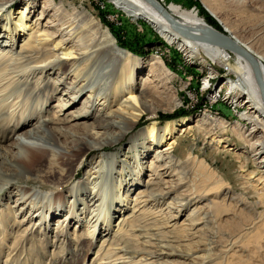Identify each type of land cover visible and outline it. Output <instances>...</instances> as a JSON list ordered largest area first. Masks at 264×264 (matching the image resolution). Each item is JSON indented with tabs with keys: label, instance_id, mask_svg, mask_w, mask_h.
I'll return each instance as SVG.
<instances>
[{
	"label": "bare ground",
	"instance_id": "obj_1",
	"mask_svg": "<svg viewBox=\"0 0 264 264\" xmlns=\"http://www.w3.org/2000/svg\"><path fill=\"white\" fill-rule=\"evenodd\" d=\"M109 1L128 18L144 21L145 24L152 27L166 43L175 45L186 59L202 55L215 65L220 64L228 67L227 74L233 78L224 85L227 92L226 101L234 107L240 120L234 124L232 133L252 153V161L260 170L259 180L261 182L259 184L264 187V104L260 88L249 63L241 56L206 41L182 38L171 28L169 22L145 0ZM154 1L164 9L174 22L186 28L195 37L203 38L206 36L207 30L213 29L233 40L254 58L264 86V56L258 55L251 45L232 34L231 29L221 19L217 10L212 5V7L210 6V1L208 3L207 0H201L215 22L222 27V30H217L209 25L197 9L185 10L175 3L165 5L162 0ZM22 2V0H0V136L3 135L2 130L12 134L21 125L20 120L30 117V108L17 109L19 98L23 95H16L15 92L22 87L21 90L26 89L24 94L28 96L30 93H27V90L30 89L31 83L40 73L42 74L41 80L33 82L36 89H42L41 86L49 72L54 75L56 74L55 71H59L56 75H63L52 84H59L62 78L64 79L68 75L73 77L71 86L61 93L70 98V101L61 98L60 103H58L60 109L56 111L58 118L43 120V123L49 126L48 130L55 133L54 137L58 143L62 133L64 131L69 132L68 128L64 129L65 124L69 128L88 125L86 124L87 120H94L98 116H93L92 113L87 112V107L93 112L96 106H100L97 112H103L99 118L109 121L105 122L104 125L108 130L101 128L97 132H93L96 139L86 144L88 156L90 152L106 146L108 141L112 140L111 137L116 136L113 139L117 141L132 132L136 122L144 114L158 110L156 108L158 100L169 102L171 104L170 109L178 107L177 91L169 83L173 73H167L160 58L143 59L130 56L131 53L119 49L108 31L103 30L91 17H89L88 29H81L77 33L76 28L78 27H76L75 21L81 13L75 11L77 15L73 20H68L66 8L62 4L57 6L55 0L29 1L21 7V11L14 18L1 15L2 12L12 10L14 5H21ZM254 8L258 14L264 12H262V6L258 2ZM257 17L260 18L259 15ZM83 18L85 17L82 16ZM53 27L55 28L51 30ZM93 33L94 37L90 38ZM99 38L101 43L97 45L96 40ZM53 44L55 46L51 48ZM56 47L60 49L57 52H55ZM103 64L105 67L102 70ZM86 68L95 69L98 78L101 76L108 77L110 80L109 85L107 84L108 87H98L99 81L85 78ZM33 70L36 73H32ZM145 70H148L146 76ZM142 74L143 76L139 79L138 76ZM129 76H131V81L134 79V83L127 82L130 80ZM211 79L207 77L205 82L210 83ZM138 82L139 84L142 83L140 91L137 87ZM54 90H57L53 91L54 93L59 94L58 86H54ZM133 90L136 91L133 92ZM86 94V100L89 104L83 102L80 103V108H77L76 106ZM135 94L139 96V99L148 102L137 101ZM113 107L117 108L109 110ZM92 123L93 131L100 127V123L96 125V120ZM192 124L200 132L205 133L207 138L214 137L213 140L215 137L223 136L217 133V130L222 131L225 127L227 128L217 117L212 115L210 117L206 114L197 116ZM245 125L250 127L248 132L244 131ZM190 126L191 122L186 119L177 125L174 122H167L163 128H159L157 123L151 122L144 130L132 137L131 145H135L138 141L150 145L142 147L143 152L137 148L132 151L133 171L125 172L123 167L121 172L115 171L116 175H122L118 182L119 189L125 190L126 188V195L124 196L127 198L130 187L138 185L142 178H146V180L140 181L143 184V189H138L135 193L136 197L132 200V203H135L132 212L130 215L124 213L127 215L126 217L124 214L122 215L116 230H113L114 227L110 223L116 216L115 214L121 213V211L112 210L114 208L111 209L109 204L105 206L113 213L112 215L100 216L102 222L99 228L106 235L100 234L99 236L98 232L97 241L101 240L103 245L106 243L109 245L106 244L107 251L106 248L103 249L106 251L102 259L105 263L99 264H264V200H260L256 205L263 208V212L254 214L252 207L255 205L252 204L253 206L250 207L242 200L230 199L231 196L227 198L226 195L230 194V191L223 186L222 192L227 190L223 199L217 197L216 193L218 192L212 191L214 188L202 186L197 189L196 182L193 183L198 177L196 174L197 177H194L193 162L195 158L188 156L185 160L180 161L179 158L172 155L173 146L176 144L175 135L182 132L180 134L183 136L193 128ZM109 130L111 133L106 135ZM25 133L21 132L16 136L17 143L14 154L18 153V158L25 160H28V156L31 154L32 158H38L39 162H44L46 154L52 150L41 147V143L29 141L30 134L24 135ZM74 133L76 132L74 131ZM78 137L84 140L88 139L84 135ZM219 138L216 141L218 144L221 143ZM222 144H225L223 138ZM73 150L68 151L72 153ZM113 157L114 155L110 158L113 159ZM49 158V166L57 169L56 157L51 156ZM145 159L148 161H141ZM91 162H88V166ZM113 162L112 167H115L117 159H114ZM199 164L205 166L203 162H199ZM185 166L190 170V175ZM35 167H38V164ZM111 171L110 169L106 172L105 178L110 179L112 177ZM92 173H97V171L92 170ZM191 177L194 181L191 180ZM100 178L102 176H95L92 179L98 180ZM112 179H115V176ZM220 186L217 188L219 189ZM84 188L79 187L80 193H90L92 190L88 188V190L90 189L88 191ZM96 192L94 191L92 194ZM102 192L105 193L103 189ZM260 196L264 195L260 194ZM125 198L122 199L120 196L117 199L123 212L125 211L123 208ZM226 198L227 200H225ZM169 199L172 201L171 204H167V207L179 215L175 217L172 212L170 215L166 212V216L162 219L164 210L161 213V210H158L159 205L156 203L160 204L161 208V205ZM101 200V198H92L89 201H94L92 205L99 201V204H94V207L98 209ZM151 203H154L152 205L154 210L147 208ZM198 203V206H193L186 213L189 205ZM59 208L60 204L56 202L52 209H46V213L60 214ZM97 209L91 212L94 213ZM71 213L72 218L77 220L75 212L71 211ZM97 218L96 222L99 220V217ZM167 218L178 221L169 225L168 223L171 222L165 221ZM181 219L183 221L179 223Z\"/></svg>",
	"mask_w": 264,
	"mask_h": 264
},
{
	"label": "rangeland",
	"instance_id": "obj_2",
	"mask_svg": "<svg viewBox=\"0 0 264 264\" xmlns=\"http://www.w3.org/2000/svg\"><path fill=\"white\" fill-rule=\"evenodd\" d=\"M22 1L21 5H14L12 10L4 11L1 15L14 18L21 11L23 5L33 0ZM55 1L57 6L64 5L67 10L68 20H73L77 15L75 14L76 12L81 13L75 21L76 27L79 28H76L77 33L81 29H88V21H90L89 17H91L103 30L108 31L115 45L122 51L131 53L132 55L130 54V56L143 59L150 57L160 58L167 73H173L169 79V83L177 91L176 97L178 98L177 103L179 105L177 108L173 107L170 109L169 106L171 104L169 102H164L161 99L158 100L156 102V108L158 110L144 114L136 122V126L132 132L117 141L113 139L116 136L111 137L112 140L108 141L106 146L90 152L88 156L86 144L96 139L93 132H97L101 128L108 130L104 125L105 122L109 121L101 117L99 118V115L103 112H97L100 106H96L93 112L87 107V112L92 113L93 116L98 115L94 120L97 122L96 125L100 123L99 128H96L94 131L92 130V122L94 120L91 119V121L87 120L86 124L88 125L79 127L69 128L65 124L64 129L68 128L69 132L64 131L62 133L61 138H59L61 139L59 140L60 144L54 137L55 133L48 130L49 126L43 123V120L58 118L56 111L60 109L58 103H60L61 98L70 101V98H67L61 93L65 92L71 86L73 80L72 75H68L64 79L62 78L59 84H52L60 79L61 76L63 77V75H56L59 71H55L56 74L54 75L49 72L50 74H47L48 76L41 86L42 89H36L33 82L36 80L40 81V77H42L41 73L37 74L33 82L30 80L32 83L30 89L27 90V93H30L28 96L24 94L26 93V89L23 88L21 90L22 87L20 89L17 88L19 90H15L18 92H15L16 95H23L19 98L17 109L23 110L30 108L31 115L20 120L21 125L15 132L11 134L8 131L2 130L3 135L0 136V264L105 263L102 259L108 250L107 245L109 244L105 242L107 244L105 246L101 240L97 241L98 232L99 236L103 234V230L99 228L102 222L100 216L104 214L112 215V210H120L121 213H116V216L113 217L110 223L114 227L113 230H116V226L121 221L122 215L124 213H128L127 215L131 214L133 204H135L132 203V200L136 197V191L143 189L141 182H144L146 178L140 179L138 185L130 187L127 198H125L126 188L125 190L123 188L119 189L120 185L118 184L120 176L122 175H116L115 171L118 173L121 172L122 167L125 172L133 171V162L131 161V157L133 156L132 151L137 148L140 152H143L142 147L150 144H142L138 141L135 145H131L130 141L133 136L144 130L151 122H155L159 128H163L167 122H174L177 125L183 119H186L191 122L190 127H193L195 125L192 124V121H195L197 116L206 114L210 117L211 115L217 117L220 122L227 126L222 131L217 130V133L223 135L222 137H215V140H213L214 137L207 138L205 133L200 132L195 127L191 128L190 131L188 130L183 136L180 134L182 132H178L174 137L176 144L173 146L174 151L172 155L175 158H179L180 161L185 160L188 156L196 159L193 162V166L195 167L194 177L196 178V175L198 177L196 179L194 178L195 181L191 177V180L194 181L193 183L196 182L197 189L202 186L211 189L214 188L212 191L218 192L216 193L217 197L223 199L227 190L225 192L223 191V193L222 188H227L230 191V194L226 195L227 198L231 196L230 199L242 200L250 207L255 205L252 207L254 208L253 213H262L263 208L256 206L260 200H264V196H260V194L264 195V187L262 184H259L261 182L259 180L260 170L254 165L250 150L232 133L234 131H232L234 124L240 120L234 107L226 101L227 92L224 85L233 78L227 74L228 67L220 64L215 65L202 55L186 59L175 45L166 43L152 27L145 24L144 21H135L128 18L127 15L115 8L109 0ZM162 1L165 5L175 3L185 10L197 9L207 19L209 25H217L222 30V27L215 22V19L204 7L201 0ZM207 1L208 3L210 1V6L212 5L217 10L219 16L229 26L234 36L251 45L252 49L258 55L264 56V0H253V2H251L252 0ZM257 2L262 6L263 13L261 14L254 11ZM257 14L260 18L257 17ZM82 16L85 18L82 19ZM46 18L48 19V17ZM259 24L261 26L260 28ZM54 28H51V30ZM91 37H94V33ZM99 43H101L100 38L96 40V44L98 45ZM52 46L51 48H54L55 45L53 44ZM59 50V47H56L55 52ZM104 67L105 64H103L102 70ZM146 71L148 70H145V76ZM32 73H36V71L33 70ZM84 76H86L85 78L99 81L98 84H100L98 87L102 88L108 87L110 82L108 77L101 76L98 78L95 69L86 68ZM142 76L143 74L138 76L139 79ZM207 77L212 78L210 83L205 82ZM129 79L127 82L134 83V79L131 81V76H129ZM140 85L142 86V83L139 84L138 82L137 87H139V91L141 90ZM54 86L59 87V94L53 92L57 91L54 90ZM109 90L111 89L109 88ZM135 91L133 90V92ZM135 95L137 96V101L148 102L144 99H139L137 94ZM86 97L87 94L83 96L82 100L76 106L77 108H80V103L85 102L89 104ZM148 100L150 99L148 98ZM145 107L147 108V105ZM116 108L113 107L109 110ZM249 130L250 127L245 125L244 131L248 132ZM21 132H26L24 135L30 134L29 141L41 143V147L52 150V152L46 154L44 162H39L38 158H32L33 156L31 154L28 156V160L19 159L18 153L14 154L16 152L14 148L17 143L15 139ZM110 133L111 130L106 135ZM80 135H84L88 139H80L78 137ZM218 138L221 139L220 144L216 142ZM222 138L225 139L224 145L222 144ZM224 146L226 148H223ZM68 150H73V152L70 153ZM22 155L24 156L23 152ZM113 155V159L110 158ZM51 156L56 157L57 169L52 168L48 164L49 157ZM114 159H117V162L115 163V167H112ZM89 161H92L90 166H88ZM141 161L146 162L148 159ZM199 162H203L205 166L199 164ZM36 164H38V167H35ZM96 166L98 167L95 169ZM196 166L198 167L196 168ZM200 166L203 167L201 168ZM125 167L127 168L125 169ZM110 169L112 170L111 178L115 176V179L105 178L106 172ZM92 170L97 171V173H92ZM186 171L190 175V170L187 167ZM103 172L105 173L103 174ZM95 176H102V178L93 180L92 178ZM133 178L136 177L133 176ZM219 185H221V189L217 188ZM79 187H85V190H88V188L92 190L90 193H80ZM99 188L101 191L98 190ZM102 189L105 193L102 192ZM94 191L97 192L92 194ZM120 196L122 199L125 198L123 202L124 212L119 206L120 202L117 200ZM92 198L102 199L98 209L94 207V204H99V201L92 205L94 201H89ZM172 200L165 201L161 205V208L160 204L156 203V205H159L158 210H161V213L164 210L162 219L166 216V212L169 215L170 212L173 213V210L167 207V204ZM56 202L60 204V208L58 209L60 214H54L52 212L53 215H51L46 213V209H52ZM107 204H109L108 206L111 209H114L111 211L107 209L105 207ZM153 204L151 203L147 208L154 210L155 208L152 209ZM198 205L199 203L189 205L186 213L193 206ZM37 208L39 209L38 211L36 210ZM94 209L97 210L92 213L91 211ZM71 211L75 212L77 220L72 218ZM127 215L124 214V217ZM173 215L176 217L179 214L173 213ZM97 217H99L98 222H96ZM182 219L179 220V223L183 221ZM165 221L171 222L168 224L172 225L178 220L167 218ZM93 234L95 235L92 237ZM104 248H106V251L103 250ZM106 263H109V261H106Z\"/></svg>",
	"mask_w": 264,
	"mask_h": 264
},
{
	"label": "water",
	"instance_id": "obj_3",
	"mask_svg": "<svg viewBox=\"0 0 264 264\" xmlns=\"http://www.w3.org/2000/svg\"><path fill=\"white\" fill-rule=\"evenodd\" d=\"M147 3H149L157 12H159L170 24L171 28L174 29L179 35H181L182 38L186 40H202L206 41L210 44H213L217 47H220L226 51L232 52L236 55L241 56L244 58L249 65L251 66L253 73L255 75L256 81L258 83V86L260 88L263 104H264V86L263 82L261 80V76L257 67V63L254 60V58L248 54L242 47L237 45L233 40H231L229 37L213 30L209 29L205 32L206 36L203 38H198L190 34V32L178 25L176 22H174L169 15L164 11V9L154 0H145Z\"/></svg>",
	"mask_w": 264,
	"mask_h": 264
},
{
	"label": "trees",
	"instance_id": "obj_4",
	"mask_svg": "<svg viewBox=\"0 0 264 264\" xmlns=\"http://www.w3.org/2000/svg\"><path fill=\"white\" fill-rule=\"evenodd\" d=\"M206 21H207V19H206ZM214 28H216L217 30H220V28L219 27H217V25L216 26H213Z\"/></svg>",
	"mask_w": 264,
	"mask_h": 264
}]
</instances>
